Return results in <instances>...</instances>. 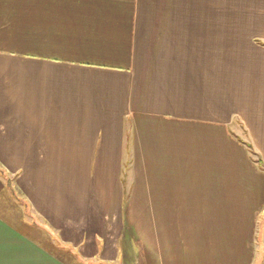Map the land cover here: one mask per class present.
I'll return each instance as SVG.
<instances>
[{
	"label": "crops",
	"instance_id": "0c3cea01",
	"mask_svg": "<svg viewBox=\"0 0 264 264\" xmlns=\"http://www.w3.org/2000/svg\"><path fill=\"white\" fill-rule=\"evenodd\" d=\"M264 0H0V264H264Z\"/></svg>",
	"mask_w": 264,
	"mask_h": 264
},
{
	"label": "trees",
	"instance_id": "16d2710c",
	"mask_svg": "<svg viewBox=\"0 0 264 264\" xmlns=\"http://www.w3.org/2000/svg\"><path fill=\"white\" fill-rule=\"evenodd\" d=\"M249 152L251 153L252 156H254V162L258 165L259 168L264 170V163L261 161L259 155L255 153V151L252 149V147L249 144H246Z\"/></svg>",
	"mask_w": 264,
	"mask_h": 264
}]
</instances>
